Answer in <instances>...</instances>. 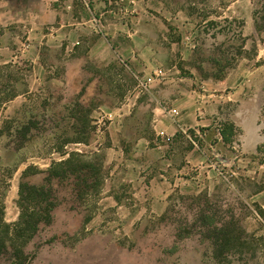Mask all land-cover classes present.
Wrapping results in <instances>:
<instances>
[{
  "label": "rangeland",
  "instance_id": "obj_1",
  "mask_svg": "<svg viewBox=\"0 0 264 264\" xmlns=\"http://www.w3.org/2000/svg\"><path fill=\"white\" fill-rule=\"evenodd\" d=\"M51 1L0 0V81H16L18 92L0 112V129L31 123L21 149L15 137L0 136V176L8 185L4 220L18 219V184L29 166L44 172L70 152L97 154L104 184L81 206L73 203L69 182L56 187L61 203L26 248L31 264H264L258 215V208L264 211V29L255 31V21L264 26V0ZM53 8L94 33L115 22L187 47V60L175 59V75L185 79L182 109H207L210 126L200 134L156 136L150 110L136 109L126 131H116L115 120L100 117L121 102L112 100L114 81L86 83L77 95L76 81L67 85L55 69L71 56L55 33ZM241 67L239 93L238 78L221 86ZM232 92L223 102L220 95ZM43 177L25 180L40 185ZM202 207L223 219L233 216L254 237L251 252L215 260L200 235Z\"/></svg>",
  "mask_w": 264,
  "mask_h": 264
},
{
  "label": "crops",
  "instance_id": "obj_2",
  "mask_svg": "<svg viewBox=\"0 0 264 264\" xmlns=\"http://www.w3.org/2000/svg\"><path fill=\"white\" fill-rule=\"evenodd\" d=\"M52 13L57 21L55 33L59 39L66 40V52L71 56V60L57 65L55 69L61 71L67 85L76 81L80 86L78 91H74L77 95L83 93L86 83L92 86L100 79L106 81L107 78L114 81L116 88L111 93L112 100L119 97L121 102L117 108L100 117L115 120L111 126L116 131H126L133 122L136 109L150 110L147 115L151 118V130L156 136L185 134L188 129L199 133L200 128L210 126L206 118L207 109L204 112L194 108L189 111L182 109L185 104V79L177 76L180 70L175 65V59L185 62L187 47L178 48L179 44L169 40L167 35L154 40L151 35L141 33L144 31L136 26L129 28L122 24L120 27L115 22H106L99 32L94 33L79 27L78 19L68 17V20H64L56 8L52 9ZM135 20L139 19L135 17ZM66 24L74 27L70 31L65 30ZM243 70L244 67L239 68L234 76L220 82L221 86L233 85L234 80L237 82L239 79L236 87V93H239L245 84ZM148 79H152V82L143 90L140 84ZM108 93L102 91L103 95ZM220 97L225 102L235 96L232 92ZM172 111L175 113L172 114Z\"/></svg>",
  "mask_w": 264,
  "mask_h": 264
},
{
  "label": "trees",
  "instance_id": "obj_3",
  "mask_svg": "<svg viewBox=\"0 0 264 264\" xmlns=\"http://www.w3.org/2000/svg\"><path fill=\"white\" fill-rule=\"evenodd\" d=\"M263 29L264 26L255 21V31L260 33ZM241 41L243 49L245 40L241 39ZM215 78L222 79L221 76ZM15 82L8 84L3 80L0 81V112L4 109V105L18 97ZM4 125L6 123L0 129V136L15 137L16 142H14L17 148L21 149L29 140L31 123L21 125L17 123L8 127ZM228 130H233V126L230 125ZM220 134L226 141L224 131L221 130ZM102 160L97 154L89 157L70 152L64 160L52 162L44 172H40L35 167H27L22 172L18 184L16 206L19 215L13 224H7L4 220V200L8 185L6 177L0 176V264H31L34 255L29 254L26 248L39 232L40 227L49 226L52 222V213L61 203L56 187L69 182L73 203H79L80 206L87 199L100 195L104 184ZM41 173L44 177L40 185H33L25 180ZM215 212L210 214L206 207H202L198 216L200 235L210 241L214 259L226 260L232 255L251 252L254 237L248 235L233 216L223 219ZM88 215L89 212L85 215L84 223L90 221L91 217ZM258 215L264 218V211L260 208Z\"/></svg>",
  "mask_w": 264,
  "mask_h": 264
},
{
  "label": "built area",
  "instance_id": "obj_4",
  "mask_svg": "<svg viewBox=\"0 0 264 264\" xmlns=\"http://www.w3.org/2000/svg\"><path fill=\"white\" fill-rule=\"evenodd\" d=\"M152 82V79H148L145 83L140 84V87L144 90L147 88V86ZM175 111H172V114H174Z\"/></svg>",
  "mask_w": 264,
  "mask_h": 264
}]
</instances>
